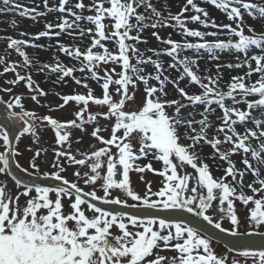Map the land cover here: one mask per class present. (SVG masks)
<instances>
[{"label":"snow or ice","instance_id":"1","mask_svg":"<svg viewBox=\"0 0 264 264\" xmlns=\"http://www.w3.org/2000/svg\"><path fill=\"white\" fill-rule=\"evenodd\" d=\"M202 3L222 11L229 23H217ZM3 4L8 7L0 11L18 10L34 22L44 18V30L20 33L28 40L4 38L7 49L22 58L12 62L0 56V75L16 77L6 83L24 81L38 105L48 93L32 79V68L55 74L56 83L69 78L85 92L57 94L62 103L50 110L70 103L76 108L67 121L25 110L20 95L6 106L0 98V264H264V4L185 0L179 13L169 9L167 15L155 0H57L51 6L43 0L44 11L22 8L14 0ZM53 13L60 15L48 21ZM246 15L261 21L260 32L246 23ZM146 29L166 47L141 50L138 45L148 43L142 37ZM160 29H172L182 39L162 37ZM65 35L73 41L89 36L91 43L82 50L60 42ZM41 38H55L56 44L35 43ZM28 47L55 48L79 67L55 57L54 63H42L29 56ZM224 54L234 62L220 63ZM201 61H215V73L207 63L201 71ZM224 67L247 71L222 86ZM13 116L26 125L22 131L12 125ZM89 126L102 146L74 152L73 130L86 133ZM44 127L53 130L50 170H42L47 152L39 147L27 167L17 162L13 168V158L22 155L13 141L27 134L38 144L37 128ZM205 147L213 150L207 156ZM234 156H240L242 168ZM207 159L216 162L221 176L213 175ZM141 160L148 163L142 166ZM153 161L161 163L159 170ZM69 167L75 168L72 180L65 175ZM132 172H154L163 177L162 186L154 191L145 182L141 193L132 184ZM237 201L247 209L243 217ZM167 211L191 214L238 241L258 237L259 243L233 244L229 261L215 251L210 234L182 218L160 215Z\"/></svg>","mask_w":264,"mask_h":264},{"label":"rangeland","instance_id":"2","mask_svg":"<svg viewBox=\"0 0 264 264\" xmlns=\"http://www.w3.org/2000/svg\"><path fill=\"white\" fill-rule=\"evenodd\" d=\"M155 1H156L155 6L158 8V10H161L166 15V13L169 10L166 6L167 4L165 2H161L159 0L158 1L155 0ZM29 2L33 3L34 5H31ZM56 2H57V0H50V6L52 4H55ZM84 2L87 4V3H89V0H84ZM250 2L257 3V4H264V0H250ZM15 3L20 4V6H22V7L30 6L31 8H36L37 11H44L45 10L43 0H15ZM180 8H181V6H179V8H177L175 10L178 11V10H180ZM4 9H6V8H4ZM208 10H210L209 13L212 14V16L214 15V18H215L217 23H221V22H223L225 24L229 23V21L225 17V14L222 11L215 9L214 7L211 9H208ZM213 12H216V14ZM88 14H91V13H87V12L85 13V15H88ZM56 15L59 16L60 14L56 13ZM219 16H220V19L218 18ZM10 18H12V19L10 20ZM53 19L51 17L47 16L48 21H52ZM69 19H71V18L69 17ZM256 21H259V20L251 19L249 21L248 25H250L254 29H256L257 32H260L261 31V21H259L258 23H255ZM26 23H29L31 25H28ZM106 23H107V21H106ZM4 24H8V26H6V28H5L6 32L4 31V34L2 33L3 31L1 32L3 36H14L15 37L17 35L19 38L26 39L27 37L21 36L20 33H24V32H27L29 34L38 33V31L40 30V25L43 24V27H44V18L37 17V22H34L30 18L20 16L18 10H14L13 12H9V10H4V11L0 12V27H3L2 25H4ZM84 25H86L85 28L92 27V25H88L86 23H84ZM188 26L190 28L199 27L198 25H194L191 23ZM146 30L147 31L144 32L142 34V36H144L148 40V43L138 45V47H140L141 50H145V49H149V48L166 47L165 45L159 44L157 42L156 38L152 36V34H151L153 31L152 29H146ZM200 30H205V29L201 28ZM208 30L212 31L215 29H208ZM158 31H159L160 36H162V37H167L169 34H171V38L174 40H181L182 39V37L180 35H178L172 29H160ZM85 38H86V40L81 39V38H77L75 41H73L70 37H66V35H65V36H61L59 39H60V42L66 44V45L75 44L76 46H80L81 49L84 50L91 43V38H87V37H85ZM189 39L194 40V38H189ZM207 39L212 40L214 38L208 37ZM38 41H35V43H37ZM43 41H45V40H43ZM81 41H82V43H81ZM45 42L48 43L49 41H45ZM108 47L110 49H114V45L112 43H109ZM38 53L41 54L44 52L40 51V50H33V51H31L30 54L32 56L34 55L35 58L42 63L46 62V63L51 64L52 61L48 60L47 57L46 58L40 57L41 55H39ZM146 55L151 56L152 53L146 52ZM0 56H4V57H6L7 60L12 61V62H20L22 60L21 57H19L14 51L7 49V46L0 48ZM153 58L155 59V57H153ZM164 58L168 59L166 57H164ZM61 59L66 61V62L70 61L72 63V65H76L79 67L78 62L69 59V57H67L65 55H63V57H61ZM223 61L225 63L228 61H233V58L229 54V57L224 58L220 63H223ZM133 63H135V61H133ZM215 63H216L215 61H212V64H215ZM3 68H4V65H0V72H3ZM19 71H20L21 75H26V72L23 69H20ZM117 71H120V69L117 68ZM148 71H152V69L149 68ZM212 71H213V73H215V68H213ZM246 71H247L246 68L229 69L227 72H224L226 75L225 76L226 80H223L224 81L223 83L225 84L226 82H228L230 77L241 75L240 72H242V74H243ZM28 72H30L32 74V79L36 82L37 85H39V88L44 90V92L48 93V95L46 97H39V99H40L39 105L29 98L34 93L30 92L26 88L24 81L19 82L15 86L6 83V81H8V80H14L16 78L15 74L13 72H7V73H4L3 75H0V89H7V88L12 89L11 93L0 90V98H2L3 101L8 102L9 100L12 99L13 96L20 95L23 97L22 103L25 105V110H32L36 114H38L39 116L50 115L53 118L60 119L61 121H67V120L72 119L73 117L71 114L76 110V108L73 104L70 103L68 106L64 107L63 109H59V110H50V108L55 109L57 105L62 103L60 96L57 94L64 95V94H74L76 92L83 93V92H85V89L76 85L69 78H65L66 83H64V82L56 83L57 77L55 74L50 75L48 73H40V72H37V70L35 68L29 69ZM76 76H78V77L81 76V73L77 72ZM256 79H257V77L255 75H253L252 80L254 81ZM92 87L96 90L95 94L97 96H99L101 94L99 87L95 83H92ZM241 107H244V106L241 105ZM91 110L93 112H95L98 109L93 107ZM14 111L20 112V109L15 108ZM189 111H190V109H189ZM198 119H200V117ZM37 123L39 124V121H37ZM102 123H104V122L102 121ZM249 126H251V125H249ZM23 127H25V124H23ZM91 132H92L91 126L87 127L86 133L81 132L79 130H73L71 138L73 140L72 150L74 152L77 150H89V151L93 150L90 148V145H95L96 148L102 146V145L98 144L90 136ZM37 133L41 137L38 144L33 142L35 137L30 136V135H24L23 137H21L19 139L16 149L22 155H19L18 157H16V163L18 162L20 165L27 167L29 164L30 158L33 156L34 152L39 147L41 149H44L47 152L46 164L42 170L43 171H49L50 170L49 166L53 160V154L51 151L52 142H53V130L51 128H47V127L37 128ZM103 135L105 137H107L108 133L105 132V133H103ZM78 137H82V141L80 143L75 142L76 138H78ZM29 148L31 149V151L28 150ZM2 150L3 149L0 148V151H2ZM212 151L213 150L210 147H205L204 148V155L207 156ZM41 158L42 159L45 158L43 152H42ZM233 159L237 162V167H239V168L243 167V165L240 163V156H234ZM206 162L210 165V168L212 169L214 176H221L223 174L220 171H216V162H214L211 159H207ZM139 163L143 166V165L147 164L148 161L147 160H141V161H139ZM161 166L162 165L160 162L153 161V168L159 170L161 168ZM224 166L226 167V165H224ZM74 170H75L74 167H69L67 172L65 173V175L67 176V178L69 180L73 179L72 173ZM188 171H191V169L189 168ZM130 176H131L133 186L135 187V189L137 191H139L141 193H143L146 189V183L145 182H150L154 191L158 190L159 187L162 186L163 177L157 175L154 172H145L142 174L132 172V173H130ZM141 176H143V180H141ZM245 179H246V182L251 181L252 177L247 176ZM7 183L9 185V187H11L13 181L10 178H8ZM85 190L87 191L89 189L85 188ZM245 191H247L248 194L251 195L250 191H248L247 189H245ZM101 195H102V193H101ZM23 200H24V198L21 197V202H23ZM250 207H251V205L248 206V208H250ZM236 209L238 211V215H240L241 217H243L247 212V209L245 208V206L240 204L238 201L236 202ZM223 226L227 228L230 225L228 222H225ZM213 247L217 253L226 255L228 257L229 261L235 255V253L228 251L226 248H222L221 246H218V244H216L215 242L213 244ZM161 254L171 257V256H174L176 253L172 252V251H164ZM237 258L242 260V258H240L238 256H237Z\"/></svg>","mask_w":264,"mask_h":264},{"label":"bare ground","instance_id":"3","mask_svg":"<svg viewBox=\"0 0 264 264\" xmlns=\"http://www.w3.org/2000/svg\"><path fill=\"white\" fill-rule=\"evenodd\" d=\"M158 1V0H157ZM159 1H161V2H165L167 5V8L168 9H171L170 11L174 14H176V13H179L180 12V10H181V8H180V10H178V11H176L175 9H177V8H179V6H182L183 4H184V2H185V0H159ZM14 2H15V0H14ZM31 5H34L33 3H31V2H29ZM155 3H156V1H155ZM183 3V4H182ZM201 6H204V7H206L207 8V10L208 9H211V8H213L212 6H210V5H207V4H201ZM7 7L8 6H5L4 4H3V0H0V9H4V8H6L7 9ZM22 7V6H21ZM22 8H25V9H32L30 6H28V7H22ZM14 10H9V12H13ZM176 11V12H175ZM209 12H210V10H208ZM1 12V11H0ZM213 13H215L216 14V12H213ZM165 14V13H164ZM168 14V12L166 13V15ZM211 16H212V14H210ZM49 17H51L52 19L55 17V16H57L56 15V13H53V14H49L48 15ZM212 17H214V15L212 16ZM219 19H220V16L218 17ZM217 18V19H218ZM12 18H10V20H11ZM9 20V21H10ZM251 19L246 15L245 16V21H246V23L247 24H249V21H250ZM259 21H256L255 23H258ZM9 23V22H8ZM26 24H28V25H31V24H29V23H26ZM3 27H0V48L1 47H6L7 46V41L4 39L5 37H8V36H3L2 35V33L4 34V31L6 32V30H5V28H6V26H8V24H4V25H2ZM82 26L83 27H85L86 25H84V24H82ZM93 27V26H92ZM42 29L44 30V27H43V24H41L40 25V30L38 31V32H40V31H42ZM3 31V32H2ZM147 30H145L144 32H146ZM2 32V33H1ZM24 33H27V32H24ZM31 34H33V33H31ZM27 38L25 39V40H28L29 38V36H27V35H25ZM12 38H15V39H23V38H19L17 35L14 37V36H11ZM66 37H68V36H66ZM85 37H87V38H90L89 36H84V37H82L81 39H85L86 40V38ZM143 38H145L144 36H142ZM43 40H45V41H49L47 38H41L37 43L38 44H41V45H48L49 43H51V44H53V45H55L56 44V39L55 38H53L51 41H49L48 43H46L45 41H43ZM33 50H40V51H43L44 53H41V54H39V55H41L40 57H43V58H48V60H50V61H52L51 63H54L55 62V60H54V57L55 58H58L61 62H63L64 64H66V65H68V66H72V63L70 62V61H64V60H62L61 59V57H63V53H61V52H59L58 50H56L55 48H48L47 50H42V49H33V48H31V47H28V48H26L25 49V51L29 54V56L31 57L32 55L30 54L31 53V51H33ZM226 57H229V54H224L223 55V58H222V60L224 59V58H226ZM22 59V58H21ZM70 59V58H69ZM162 59H164V60H167V59H165V58H162ZM72 60V59H71ZM221 60V61H222ZM46 61V60H45ZM220 61V62H221ZM229 62V61H228ZM205 63H207L208 64V67L209 68H214L213 67V65L214 64H212V61H201L200 62V68H201V71H203V68H204V66H205ZM223 63H225L224 61H223ZM78 67V66H77ZM33 69V68H32ZM229 70V68H227V67H224V68H221L220 69V71H221V73L223 74V80H226L225 78V73L224 72H227ZM241 73V75H242V72H240ZM48 74H50V73H48ZM47 74V75H48ZM50 75H54V74H50ZM49 75V76H50ZM173 75H175V73H173ZM52 77V76H51ZM222 80V86L224 85V81ZM181 87H183L184 85H183V83H181V85H180ZM169 87H171V86H169ZM5 106H6V104H5ZM191 111V110H190ZM216 115H219V112H217V114ZM199 118V116H197L196 117V119H198ZM211 119H213V120H215V116H213V117H211ZM217 123H218V121H216ZM11 123H12V125H14L17 129H19V130H23V122L21 121V119L19 118V117H16V116H13L12 117V119H11ZM199 221V220H198ZM200 222H202V223H205V222H203V221H200Z\"/></svg>","mask_w":264,"mask_h":264},{"label":"water","instance_id":"4","mask_svg":"<svg viewBox=\"0 0 264 264\" xmlns=\"http://www.w3.org/2000/svg\"><path fill=\"white\" fill-rule=\"evenodd\" d=\"M15 143L16 141L14 140L13 146H15ZM13 165H14V158H13ZM160 215L168 217V218H173V219L182 218L185 222H189L191 226H197V227H200L202 230L206 231V233L210 234L212 239H214L215 241L222 243L229 247H231L233 244H236V243H252V242L259 243L258 237H254L252 240L241 239L238 241L236 238H233L225 233H220L218 230L211 228V226H208L206 223H202L198 221L197 219L192 218L191 215L188 213H174L171 211H167V212L160 213Z\"/></svg>","mask_w":264,"mask_h":264}]
</instances>
